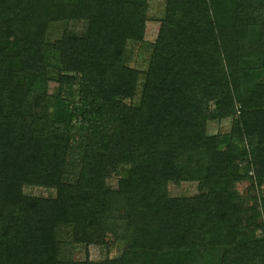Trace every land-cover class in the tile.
Masks as SVG:
<instances>
[{
	"label": "trees",
	"instance_id": "trees-1",
	"mask_svg": "<svg viewBox=\"0 0 264 264\" xmlns=\"http://www.w3.org/2000/svg\"><path fill=\"white\" fill-rule=\"evenodd\" d=\"M147 4L0 0V264H264V0Z\"/></svg>",
	"mask_w": 264,
	"mask_h": 264
},
{
	"label": "rangeland",
	"instance_id": "rangeland-1",
	"mask_svg": "<svg viewBox=\"0 0 264 264\" xmlns=\"http://www.w3.org/2000/svg\"><path fill=\"white\" fill-rule=\"evenodd\" d=\"M163 1L164 0H147V21L145 22L144 32H143V40L144 42H152L156 36L157 28H158V20L162 16L163 10ZM79 27H75L74 30H77ZM79 33V31H74ZM127 50V63L128 65L137 68L139 70H143L146 65L147 52L148 50L144 48V43H139L135 41H127L126 43ZM50 89L54 90V86L51 84ZM138 90L137 87L136 94L130 100L126 99V103L134 104L138 99ZM75 125L72 126V132L75 130ZM229 120H223L220 122H209L207 123L206 131L207 133H223L228 129ZM125 174V169L121 168L117 171V173H112L106 180L107 184L110 186L115 185V181L118 177H122ZM247 182L243 181L236 184L237 192L246 199L245 189L247 186ZM169 195H191L195 193V183L192 182H182L179 184L169 183L167 185ZM23 192L29 195L36 196H50L53 194V190L42 188V187H32V186H24ZM244 199V200H245ZM249 203V200H247ZM257 236L260 235V231H255ZM122 249V243L119 241H108L105 246H93L89 245L84 248L82 245H75L72 248V256L75 259H83L84 251H86L89 259L98 260L104 257H116L120 254Z\"/></svg>",
	"mask_w": 264,
	"mask_h": 264
}]
</instances>
